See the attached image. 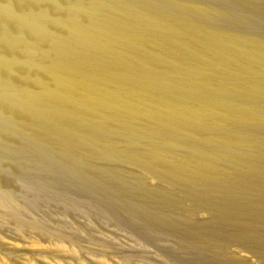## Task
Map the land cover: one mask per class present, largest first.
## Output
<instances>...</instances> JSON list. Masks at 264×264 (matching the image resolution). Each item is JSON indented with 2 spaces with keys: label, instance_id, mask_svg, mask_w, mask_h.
Returning a JSON list of instances; mask_svg holds the SVG:
<instances>
[{
  "label": "bare ground",
  "instance_id": "bare-ground-1",
  "mask_svg": "<svg viewBox=\"0 0 264 264\" xmlns=\"http://www.w3.org/2000/svg\"><path fill=\"white\" fill-rule=\"evenodd\" d=\"M172 1L77 0V13L68 1L63 19L46 8L61 33L33 10L21 18L0 3L27 32L47 39L46 48L36 39L22 46L33 69L18 66L23 85L0 73V90H6L0 136L6 143L29 139L85 172L98 160L120 172L136 163L130 181L102 172L109 184L101 185L92 173L84 176L105 193L113 194V183L128 200L138 193L165 208L170 213L152 215L139 206L199 247L237 259L227 250L232 240L264 262V39L227 29L232 9ZM245 1L254 6L259 0ZM8 22L0 24V37L12 52Z\"/></svg>",
  "mask_w": 264,
  "mask_h": 264
},
{
  "label": "rangeland",
  "instance_id": "rangeland-1",
  "mask_svg": "<svg viewBox=\"0 0 264 264\" xmlns=\"http://www.w3.org/2000/svg\"><path fill=\"white\" fill-rule=\"evenodd\" d=\"M54 1L55 0H0V3L10 5L18 17L21 15L24 17L27 14V9L33 10L32 12L34 14L36 12L35 15L38 16L40 14V16H38L40 21L50 25L52 29L56 28L54 30L55 32H63L64 29L61 23H59L60 26L57 23H51L44 11H46L47 8L46 12L50 15L53 14L52 16H57V18L61 16L59 19H63L67 12L65 7L68 1L69 4L71 3L69 6L75 10V13L78 12V7L76 5L77 0H75V2L72 0H56L55 2L59 5L57 8L55 7L56 4H54ZM86 1L88 2V0ZM163 2L166 4L169 3V6L174 5L172 0H163ZM202 3L214 4V6L221 11L226 9L224 12L227 13L232 9L230 11L231 13L228 15L231 16L234 14L231 16L234 23L230 20V16L228 20L223 22V25L227 29H232L234 32L240 31L239 33L246 32L250 35L252 34L251 36L254 35V37L261 36V38L264 39V0H259L254 6L245 0H200V4ZM50 4L54 5L51 7ZM72 4H74V6H72ZM4 10L3 8L0 10V24L9 21L8 26L11 27L9 28L11 31H9L11 34L9 37L15 34L11 39L13 40V45H16V47L13 46L15 48L10 52V50H8L9 48H6L7 41L0 37V58L2 59L0 73L6 77L9 76L8 78L19 86L20 84L23 85L26 80L21 77L20 68L18 66L22 67L25 65L30 74H32L31 70L33 71L30 62L23 57L24 51L26 50L25 48L28 46L25 45V43L27 44L36 39V41L38 40L37 44H39V47L43 48L44 46L47 47V39L44 37L40 38L41 36L39 37L31 32H27L29 31L28 29L26 31L18 24L19 22H16L17 18L15 20L12 19L13 17L10 18L6 10ZM95 13L100 17V14L98 15L97 12ZM237 17L240 22L237 21ZM238 22L240 24H245L240 26ZM236 29L237 31H235ZM14 38H17L16 42ZM22 46L26 47L23 48ZM20 48L24 50L22 51ZM12 53H15L14 55H16V53L17 55L19 54V56H16L20 57L19 59L21 60L23 59L22 64L20 63L19 65L18 61L20 62L21 60L16 58V56H10L13 55ZM16 59H18V61ZM15 60L17 63H15ZM25 66L23 68H25ZM46 72L47 71L44 73ZM47 73L49 74L50 72ZM47 75L45 76L46 78H54L55 80V76L53 75V77H51V73L48 77ZM5 91L6 90L1 89L0 94H4ZM17 93L19 95L22 94L20 90L17 91ZM4 103L5 102H3L0 96V106ZM3 118L4 117H2V119ZM18 138L15 137L13 140H9L8 143H6L7 140L3 139V142L2 137L0 138L1 154L5 152L3 153L4 155L0 154V195L3 198L0 197V264H9V262L10 264H126L127 262V264H264V262L259 260L256 256L251 255L252 253L240 249L232 240L228 242L227 250L236 252L239 257L237 259L209 251L201 246L199 247V244L190 241L187 237L180 234L176 228L173 226L172 228L170 224L163 223L159 226L155 221H152V216L145 215L144 212L139 209V206L152 215L157 212L168 213L169 211H166L165 208H163V210L161 207L159 208L158 205L156 207L155 203L140 196L138 193L136 196H132V199H129L131 202H129L128 199L121 196L124 195L122 194L124 192L117 189L113 183L108 185L109 189L113 191V194L105 193L100 188L96 187V185H93L91 181L88 182V179L84 176L86 173L89 175L92 173L91 176L94 179L96 177V181H99L98 183L101 185L109 184V182L105 181L106 178H104V174H113V176L117 178L130 181L131 174L139 170L136 163L126 165L125 170L128 169L130 172L128 170L120 172L112 169L110 163H100L98 160L94 162L93 167L95 170H93L96 172L94 174L92 170L93 167L89 168L86 172L82 171L72 163H68V161L62 159L57 152L53 150L51 152V149L43 148L29 139H22L19 141ZM14 140H18L16 141L17 143ZM13 141L16 145H14ZM31 143L33 144L31 145ZM10 145L11 147H9ZM20 145L21 147L23 146L22 150L20 149ZM38 146L39 150H37ZM14 147L16 150L20 149V151H16L13 149ZM24 147L26 149H24ZM3 148H6V150ZM171 148L172 150L175 149L174 147ZM12 149L14 150L13 152L11 151ZM32 149L34 153L33 151L30 152ZM36 152H38V154ZM14 157L18 161H16ZM106 169L108 173H105ZM149 182L153 184L152 186L161 188L159 187L161 184L157 180L153 181L150 179ZM137 183L136 181V186ZM130 203L135 204L136 207L133 205V208ZM151 211L155 213H150ZM171 213L174 215H181L180 211H175L174 209L171 210ZM201 214L205 216V210L201 211ZM195 228H197L196 225ZM225 236L227 235L220 234L219 238L221 242L225 241Z\"/></svg>",
  "mask_w": 264,
  "mask_h": 264
}]
</instances>
